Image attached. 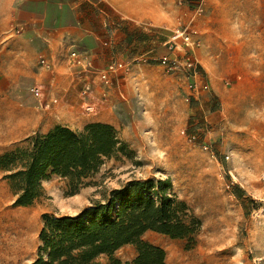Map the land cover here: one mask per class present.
Here are the masks:
<instances>
[{"label": "rangeland", "instance_id": "rangeland-1", "mask_svg": "<svg viewBox=\"0 0 264 264\" xmlns=\"http://www.w3.org/2000/svg\"><path fill=\"white\" fill-rule=\"evenodd\" d=\"M20 1L0 0V154L26 145L29 136L45 133L33 123L42 117L52 128L61 124L83 129L90 122H109L133 155L107 159L74 194L65 178L53 174L43 182L44 195L31 206L15 204L16 196L0 168V264H30L37 258L44 213L76 215L110 190L145 178H169L172 191L202 221L195 240L156 231L144 234L165 249L170 264H264L260 21L251 27L253 17L245 13L239 29L225 28L232 32L218 36L206 20L199 21L205 17L204 7H233L238 0H105L110 15L112 5L168 7L167 23L160 27L152 18L108 16L123 35L107 66L79 71L77 66L70 69L69 63L64 71L57 65L45 70L39 79L47 75L50 79L56 114L49 113L54 107H45L40 116L29 90L32 80L19 75L40 59L18 39L15 8ZM239 5L264 7V0H239ZM256 15L257 20L262 14ZM191 29L195 70L166 69L160 58L173 51L167 42L178 31ZM183 51L177 50L179 55ZM111 64L115 69L104 77L103 70ZM90 104L96 108L89 114ZM116 255L131 260L136 248L124 245ZM99 260L105 262V255Z\"/></svg>", "mask_w": 264, "mask_h": 264}, {"label": "trees", "instance_id": "trees-1", "mask_svg": "<svg viewBox=\"0 0 264 264\" xmlns=\"http://www.w3.org/2000/svg\"><path fill=\"white\" fill-rule=\"evenodd\" d=\"M26 141L0 154L15 204L22 206L44 195L43 182L53 174L65 178L74 194L107 159L133 155L119 130L102 121L83 129L57 124ZM201 225L187 201L172 191L169 178L131 179L76 215L44 213L38 256L30 264H170L165 249L144 234L195 240ZM127 244L135 246L136 255L123 261L116 251ZM103 255L105 262L99 260Z\"/></svg>", "mask_w": 264, "mask_h": 264}, {"label": "crops", "instance_id": "crops-1", "mask_svg": "<svg viewBox=\"0 0 264 264\" xmlns=\"http://www.w3.org/2000/svg\"><path fill=\"white\" fill-rule=\"evenodd\" d=\"M108 7L110 6L105 3V0H21L17 4L15 8L16 24L21 27V30H18V39L28 45L35 54L44 55L48 59L46 65L38 59L36 65L26 66L19 73L26 80H32L29 90L37 101L36 106L40 116L44 115L46 103L52 100L48 75L39 79L45 70L48 71L53 65H57V69L61 68L64 71L66 68H70L69 63H72L70 69L72 66H77L79 71L88 70L90 66L98 69L107 66L111 55L114 54V48L121 42L123 35L120 25L115 26V21L110 20H120L122 17L128 16L137 21L144 17L152 18L155 24L160 27L167 23L168 7H143L140 9V7L112 5L114 10L111 15ZM204 10L205 17L199 21L206 20L208 28L218 36H226L232 32L225 31V28L239 29L242 16L245 13H249L250 17H253L252 22L250 21L251 27H256L255 21H260V25L264 26V7H243L239 5V0L233 7H226L222 4V6L204 7ZM158 11L161 14H158ZM257 13L262 15L260 19L256 20ZM121 15L124 16L121 17ZM108 16H111L112 19H109ZM254 57L253 55L249 58ZM57 81L61 82L58 79ZM39 85L42 86V95H37L32 90ZM68 89L69 87H67ZM58 90L63 91L61 87ZM25 100L27 101L28 98ZM51 103L54 108L48 112L55 115V103ZM33 123L39 124L41 132H47L53 126L45 122L42 117H38Z\"/></svg>", "mask_w": 264, "mask_h": 264}, {"label": "built area", "instance_id": "built-area-1", "mask_svg": "<svg viewBox=\"0 0 264 264\" xmlns=\"http://www.w3.org/2000/svg\"><path fill=\"white\" fill-rule=\"evenodd\" d=\"M201 12H202V8H199L198 13L201 14ZM17 29L21 30V27H17ZM193 33H195L194 29H191L190 32L178 31L177 33L174 34L173 38L167 42V44L173 51L170 54H165L160 58V62L166 69L172 71L195 70L196 62L193 56L192 49L189 48V46H192L194 44V39L192 36ZM178 40H181V42L179 43ZM181 47L184 48V51L181 55H179L177 50H179ZM73 54L76 55V53ZM40 62L46 65L48 64V59L44 55H41ZM119 66L123 67L122 64H120ZM109 67H110L109 69L103 70L104 77L107 76L106 71H111L115 69L114 64H111ZM32 90L37 95H42V88L40 85L32 88ZM46 107H52V103L51 102L46 103ZM95 108L96 107L94 104H90L86 107L87 112L89 114L94 112Z\"/></svg>", "mask_w": 264, "mask_h": 264}]
</instances>
